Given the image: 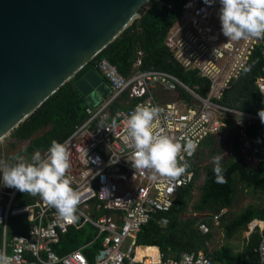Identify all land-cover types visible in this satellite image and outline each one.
Here are the masks:
<instances>
[{
  "label": "built area",
  "instance_id": "obj_1",
  "mask_svg": "<svg viewBox=\"0 0 264 264\" xmlns=\"http://www.w3.org/2000/svg\"><path fill=\"white\" fill-rule=\"evenodd\" d=\"M220 8L219 0H213L211 6L204 0H186L166 37L173 59L184 70H195L208 81L203 96L197 93V86L193 89L166 71L136 68L124 76L108 59L96 61L94 68L108 94L99 95L96 105L90 103L85 110L88 117L61 142L71 165L66 175L80 196L77 219L69 223L42 199L14 206L18 190L4 187L0 180V255L7 256L10 264H214L204 253L193 251L163 259L158 247L137 243L139 232L149 222L168 224L166 213L178 192L193 182L194 172L187 170L173 180L159 176L153 179L150 171L135 170V149L126 119L137 106L162 109L158 119L163 134L182 146L188 140L197 145L190 157L182 149L180 155L187 162L192 161L207 136L225 125L224 118L240 128L241 146L249 148L243 129L259 116L223 106L217 100L239 78L255 48L264 44V38L225 45L228 41L221 30ZM256 83L264 91V79L258 78ZM157 89L174 92L175 99L160 100ZM179 90L186 92L189 100L176 97ZM123 95L135 102L110 114L111 104ZM223 213L220 210L213 216L215 224ZM17 217L27 219V230L8 238L9 220ZM259 225L260 238L254 251L257 264H264V222L248 226L253 229ZM84 226L92 229V236L84 245L63 254L55 250L62 235ZM199 228L209 230L204 223ZM87 247L92 248L88 254L84 252Z\"/></svg>",
  "mask_w": 264,
  "mask_h": 264
},
{
  "label": "trees",
  "instance_id": "obj_2",
  "mask_svg": "<svg viewBox=\"0 0 264 264\" xmlns=\"http://www.w3.org/2000/svg\"><path fill=\"white\" fill-rule=\"evenodd\" d=\"M185 1L149 0L140 9L139 18L135 19L115 40L84 65L73 78L63 84L10 132L12 146L16 145L15 142L28 141L27 146L22 150L23 153L32 155L39 151L44 154L53 140L61 143L76 125L81 124L88 117L85 110L90 103L76 88L75 82L87 71H96L94 65L101 58L108 59L124 76H128L136 68L141 71L162 70L172 73L189 87L197 86V93L201 96L205 95L208 81L199 76L195 70H184L173 59L171 50L166 44L168 31L178 19ZM263 50L264 44L255 48L239 78L232 82L217 100L219 104L255 115L259 110L264 109V91H261L256 83L258 78L264 79ZM138 61L139 64L136 65ZM176 97L189 100V95L182 90L177 91ZM134 102L135 100L132 101ZM123 107L118 102H114L109 107V112L113 114L116 109ZM224 121L232 133L234 132L240 138V128L229 118H224ZM40 131L42 133L36 135ZM243 132L250 143L248 153L260 160L258 167L248 170L241 162L242 157L239 156L236 162L222 168L224 181L222 183H217L213 169H208L202 188L201 205L210 204L214 211L229 206L234 195L236 174L247 185H253L257 178L263 177L264 125L261 124L260 118H255L245 126ZM188 163L190 167L187 170H194V164L189 161ZM261 180L263 185L260 189L264 192V180ZM189 186L181 189L172 208L166 213L169 217L168 224L160 226L155 222H149L139 232L137 243L158 247L163 259L178 258L183 251L198 252L202 249L212 261L222 264H257V254L254 249L260 238L258 231L250 234L245 246L247 257L243 258L235 254L229 246H222L216 251L209 252L205 246L209 233H201L198 226L194 225L195 219L193 218L179 220V214L187 207ZM37 197L39 196H32L18 190L13 205L31 204ZM255 218L264 220V209L246 208L237 218L233 219L225 232L231 234L239 227H247L248 223ZM18 223L20 225H17ZM27 227L28 222L25 217L11 218L8 224V234L24 233ZM91 236L90 226H84L80 230H70L61 236L59 244L54 248L59 254H63L81 247ZM91 250V247H87L84 252L88 254Z\"/></svg>",
  "mask_w": 264,
  "mask_h": 264
},
{
  "label": "water",
  "instance_id": "obj_3",
  "mask_svg": "<svg viewBox=\"0 0 264 264\" xmlns=\"http://www.w3.org/2000/svg\"><path fill=\"white\" fill-rule=\"evenodd\" d=\"M149 0H0V141L115 40ZM76 88L96 105L93 70Z\"/></svg>",
  "mask_w": 264,
  "mask_h": 264
},
{
  "label": "clouds",
  "instance_id": "obj_4",
  "mask_svg": "<svg viewBox=\"0 0 264 264\" xmlns=\"http://www.w3.org/2000/svg\"><path fill=\"white\" fill-rule=\"evenodd\" d=\"M221 4L219 19L221 30L227 43L231 41L264 38V0H219ZM211 6L213 0H204ZM158 107L137 106L126 119L128 136L135 151L132 153V167L147 170L153 179L167 177L176 180L182 176L190 164L180 155L182 149L190 157L197 145L188 140L185 145L175 142L159 128ZM260 122L264 125V109L258 111ZM159 129V130H157ZM14 164L0 161L2 185L22 193L39 196L57 214L69 223L77 219L75 213L80 196L71 187L66 173L70 169L69 154L64 144L55 140L47 153L42 156L36 151L31 162L14 158ZM222 157L212 158L213 173L217 183L223 181ZM0 264H10L7 256L0 255Z\"/></svg>",
  "mask_w": 264,
  "mask_h": 264
},
{
  "label": "crops",
  "instance_id": "obj_5",
  "mask_svg": "<svg viewBox=\"0 0 264 264\" xmlns=\"http://www.w3.org/2000/svg\"><path fill=\"white\" fill-rule=\"evenodd\" d=\"M94 72L100 78L97 71ZM159 91L162 92L161 89H157V96ZM163 98L164 97L161 96L159 97L160 100H167ZM132 101L129 100L126 95H123V97L119 98L116 102L125 107L127 105H131ZM247 149L242 148L240 138H238L237 134H235L234 132L232 133L231 129L225 124L221 126L217 132L210 134L202 141L197 153L191 161L194 164L195 168L193 170L194 180L190 184L187 191V207L179 214V220L184 221L189 218L195 219L194 225L198 226V229L203 234L206 232L202 231L199 228V225L201 223H204L208 227L209 230L207 231V233H209V238L207 239L205 246L209 252L216 251L222 246H229L235 254L246 258L247 255L245 252V246L248 242L250 234L256 231L260 233V225L254 227L253 229H250L248 226L252 222H257L258 224L264 222L263 219L258 218H255L250 223H248L247 227H239L235 230V232L231 234H227L225 230L227 226H229L230 223L233 222V219L237 218V216L240 215V213H242L246 208L251 207L256 210L264 209V192H262L260 189V186L263 185V181L261 179L264 180V174L263 177L261 176L257 178L255 184L253 185H247V183L240 180L238 174H236V176L234 177L235 187L231 204L227 207L225 206L219 209V211L224 210V213L220 215L217 224H215L213 216L219 211L212 210L210 204H200V200L203 194L202 188L207 174L206 172L208 169H213L212 158L216 155H220L222 157L221 166L222 168H226L232 163L236 162L240 156L242 157L241 162L248 170L256 169L260 160L249 154ZM180 191L178 192L176 197L179 195ZM36 200H41V198L37 197ZM17 225H20V223H18ZM12 235L8 234L7 228L8 238H11ZM239 236L241 240L237 239L239 238ZM198 252L204 253L202 249L198 250ZM213 262L214 264H222L218 261Z\"/></svg>",
  "mask_w": 264,
  "mask_h": 264
},
{
  "label": "rangeland",
  "instance_id": "obj_6",
  "mask_svg": "<svg viewBox=\"0 0 264 264\" xmlns=\"http://www.w3.org/2000/svg\"><path fill=\"white\" fill-rule=\"evenodd\" d=\"M164 97L163 99H167V100H173L175 99V93L174 92H158V97ZM42 131L38 132L36 135L41 134ZM12 142V140L9 137V134L4 137L1 141H0V161H4L6 163H11V162H16V160L14 158H23L25 161L31 162V157L32 155H28L26 153H23V148H25L28 144V141H23V142H15V146H12V144L10 143ZM44 154H42L43 156ZM241 236V235H240ZM237 238L240 239L241 238ZM239 245V243H238Z\"/></svg>",
  "mask_w": 264,
  "mask_h": 264
},
{
  "label": "bare ground",
  "instance_id": "obj_7",
  "mask_svg": "<svg viewBox=\"0 0 264 264\" xmlns=\"http://www.w3.org/2000/svg\"><path fill=\"white\" fill-rule=\"evenodd\" d=\"M151 251H155V249H152Z\"/></svg>",
  "mask_w": 264,
  "mask_h": 264
}]
</instances>
